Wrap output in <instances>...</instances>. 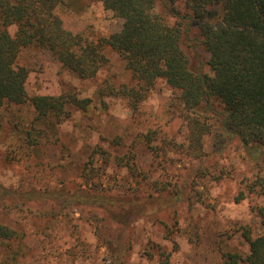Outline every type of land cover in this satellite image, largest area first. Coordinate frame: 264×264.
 I'll return each mask as SVG.
<instances>
[{"label":"trees","instance_id":"16d2710c","mask_svg":"<svg viewBox=\"0 0 264 264\" xmlns=\"http://www.w3.org/2000/svg\"><path fill=\"white\" fill-rule=\"evenodd\" d=\"M78 1L101 3L123 20L122 29L96 43L67 27L58 10L63 5L72 9ZM106 47L122 57L130 78L118 87L102 86L101 102L122 98L138 113L157 83L164 81L180 93L186 131L179 145L150 130L126 154L113 157L146 180L156 163L166 168L175 150L190 161L189 176L164 187L149 182L147 191L125 195L66 187L14 190L0 182V203L47 204L55 216L70 207L102 210L121 229L103 244L113 263L128 264L122 252L126 228L143 218L157 221L181 205L190 176L204 175L209 158L239 153L257 170L250 192L264 188V0H0V108L30 103L41 118L61 122L71 116L70 107L88 112L93 100L74 92L29 96L30 69L19 58L25 49L48 52L63 68L91 80L108 64ZM141 154L154 160L147 169H140ZM168 230L171 236L173 229ZM242 236L249 255L223 253V264H264V235L253 238L246 229ZM20 240L18 232L0 222V241L13 260L22 252L19 248L11 253ZM162 257L168 263L164 251Z\"/></svg>","mask_w":264,"mask_h":264},{"label":"rangeland","instance_id":"374dc122","mask_svg":"<svg viewBox=\"0 0 264 264\" xmlns=\"http://www.w3.org/2000/svg\"><path fill=\"white\" fill-rule=\"evenodd\" d=\"M58 12L67 27L96 43L123 26V20L99 2L78 1L74 8L63 5ZM104 53L108 64L95 79L82 80L48 52L22 51L19 63L30 69L29 96L74 92L91 98L93 106L86 113L70 107L71 116L62 122L41 118L30 103L1 107L2 184L14 190L66 187L125 195L147 191L149 182L159 181V187H164L180 176H189L190 161L175 150L170 152L166 168L156 163L146 180L136 178L115 160L113 156L126 154L150 130L179 145L186 131L180 93L164 81L157 83L138 113L122 98L108 97L101 102L102 86L118 87L130 78L118 53L110 47ZM97 150L105 153L95 155ZM207 152L211 153L209 143ZM141 155L140 169H147L154 160ZM202 172L205 174L190 176L181 205L168 209L157 221L143 218L126 228L122 252L128 264H223V253L249 255L243 231L249 229L253 238L264 235V188L255 193L249 190L257 181V170L239 153L231 152L209 158ZM0 222L20 236L11 253L22 249L13 260L5 250L6 243L0 241V264H115L103 241L121 229L102 210L70 207L55 216L47 204L0 203ZM168 227L173 229L171 236ZM162 251L169 257L168 263Z\"/></svg>","mask_w":264,"mask_h":264}]
</instances>
